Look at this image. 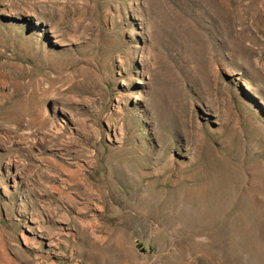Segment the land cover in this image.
I'll list each match as a JSON object with an SVG mask.
<instances>
[{"label":"rangeland","instance_id":"1","mask_svg":"<svg viewBox=\"0 0 264 264\" xmlns=\"http://www.w3.org/2000/svg\"><path fill=\"white\" fill-rule=\"evenodd\" d=\"M0 264H264V0H0Z\"/></svg>","mask_w":264,"mask_h":264}]
</instances>
